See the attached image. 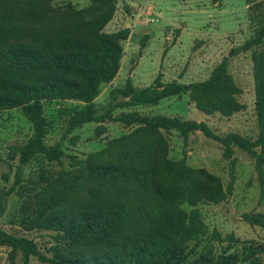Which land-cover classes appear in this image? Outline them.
Here are the masks:
<instances>
[{"label": "trees", "instance_id": "1", "mask_svg": "<svg viewBox=\"0 0 264 264\" xmlns=\"http://www.w3.org/2000/svg\"><path fill=\"white\" fill-rule=\"evenodd\" d=\"M90 1L88 8L74 10L54 9L51 0H0V110L21 109L34 130L17 149V185L23 167L36 157L59 163L65 139L85 124L138 126L77 161L72 173L46 181L35 194L27 229L55 234L47 253L34 240L0 227V246L9 249V264H29L33 257L42 264H261L258 255L264 249L257 246L245 247L242 254L197 253L206 226L196 206L204 201L218 204L226 194L221 181L206 170L172 161L162 132L176 130L185 140L201 132L224 147L226 158L232 157L234 147L246 152L256 161L264 200V9L257 16L254 36L230 53L255 50L259 134L252 139L237 133L219 136L205 122L124 112L113 116L116 109L157 106L189 94L203 113L231 117L244 107L228 71L229 58L202 82L163 84L158 77L145 89L128 82L113 89L108 108L99 110L94 101L101 86L117 77L129 31L104 32L114 16V3ZM44 101L82 104L61 110L67 129L54 145L45 142ZM245 218L264 227V216Z\"/></svg>", "mask_w": 264, "mask_h": 264}, {"label": "rangeland", "instance_id": "2", "mask_svg": "<svg viewBox=\"0 0 264 264\" xmlns=\"http://www.w3.org/2000/svg\"><path fill=\"white\" fill-rule=\"evenodd\" d=\"M112 1L115 13L104 32L128 30L129 37L123 42L124 54L117 77L101 86L94 101L99 110L108 108L113 89L124 88L128 82L136 89L155 84L158 77L163 84L202 82L224 58H229L228 71L240 89L237 99L244 107L233 116L207 115L197 109L189 94L165 99L157 106L116 109L113 116L123 112L145 117L165 116L205 122L219 136L229 133L252 139L258 136L252 61L255 50L235 56L230 53L254 36L264 0ZM90 5V0H51L54 9L83 10ZM43 104L48 121L45 142L54 145L61 141L67 129L61 110L82 104L76 101H44ZM137 127L110 121L85 124L67 136L63 144L65 155L59 163L36 157L23 167L22 179L17 185V149L34 135V130L21 109L0 110V227L9 234L34 240L41 251L47 253L54 245L55 234L27 229L26 219L32 213L35 194L47 185L46 181L72 173L77 161L103 150L110 141L129 135ZM162 133L172 161H184L192 169L206 170L221 181L226 194V199L218 204L204 201L196 206L206 226L197 253L242 254L244 248L250 246L264 249V227L251 225L245 218L264 216L255 159L237 147L233 148L232 157L226 158L224 147L201 132L189 135L187 140L176 130ZM258 260L264 264V250ZM0 264H9V249L2 246ZM29 264L42 263L33 257Z\"/></svg>", "mask_w": 264, "mask_h": 264}]
</instances>
